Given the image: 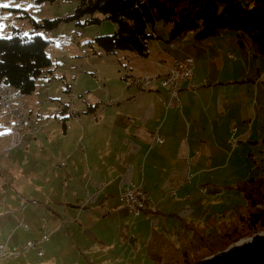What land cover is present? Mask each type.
Returning <instances> with one entry per match:
<instances>
[{"label": "crops", "instance_id": "0c3cea01", "mask_svg": "<svg viewBox=\"0 0 264 264\" xmlns=\"http://www.w3.org/2000/svg\"><path fill=\"white\" fill-rule=\"evenodd\" d=\"M164 26L157 25L160 38L150 42L147 56L134 52L135 69L119 75L124 81L83 85L80 103L71 105L70 96L63 97L48 115L41 105H52L44 98L30 102L27 126L39 131L29 135L24 149L5 156L11 163H0V242L39 239L40 220L46 217L53 234L43 257L60 261L55 256L60 245L92 230L88 248L100 256L97 262L83 256V262L110 264L124 258L138 264L148 261L146 248L155 229L172 235L188 222L204 221L237 202L228 197V182L264 173V54L248 35L234 30L205 40L188 33L170 48L171 25ZM168 55L190 56L195 63L198 87L183 88L180 108L168 107L170 94L161 80L148 89L132 83V76L144 73L168 75ZM63 102L68 105L60 110ZM234 125L239 143L232 149L228 138ZM156 129L163 143L152 144ZM59 162L65 164L56 166ZM51 167L60 172L57 177ZM130 181L149 196L139 217L121 206L120 193ZM65 221L73 233L64 228L54 237Z\"/></svg>", "mask_w": 264, "mask_h": 264}, {"label": "trees", "instance_id": "16d2710c", "mask_svg": "<svg viewBox=\"0 0 264 264\" xmlns=\"http://www.w3.org/2000/svg\"><path fill=\"white\" fill-rule=\"evenodd\" d=\"M96 13L117 25L113 35L96 36L90 42L108 54L131 50L147 56L150 42L160 38L156 28L160 22L171 25L169 43L190 32H195L197 40H205L234 30L248 35L264 54V0H78L75 13L67 19L80 23L86 17L83 24L100 23ZM59 21L46 20V26ZM49 42L40 35L24 36L18 29L11 37L0 38V81L23 95L32 94L52 64ZM231 187L245 202L228 210L230 221L212 213L204 221L186 223L172 235L155 229L146 248L147 264H264V175ZM221 216L226 219L228 214ZM241 239L250 240L229 248Z\"/></svg>", "mask_w": 264, "mask_h": 264}, {"label": "rangeland", "instance_id": "374dc122", "mask_svg": "<svg viewBox=\"0 0 264 264\" xmlns=\"http://www.w3.org/2000/svg\"><path fill=\"white\" fill-rule=\"evenodd\" d=\"M4 5H7V7H5ZM77 5L78 0H0V38L11 37L13 35V31L15 29H18L24 36L32 37L40 35L45 40L50 41L47 46V53L52 61L50 70L45 73V77H40L38 79L37 88L32 94L23 95V101L26 105L28 113V108H30L31 104L30 102L35 100L41 102V98H44L47 104L52 105L49 108L47 106H44L43 104L41 105L42 108L45 109V114L47 115L52 111V109L57 107L56 105L59 103L58 100H64L63 97L68 98L70 96L68 99L70 100L71 105L73 101L75 103H80L81 97L78 93L83 85L95 86L98 81H101L100 83L102 84L106 82L114 83L117 78L123 80V78L125 77H119L120 74H125L127 71H130L131 68L135 69L133 66H131L133 62L132 55L134 54V51L119 50L115 54H108L98 45H90V42L96 36L113 35L117 31V25L111 19L105 18L101 13H96L95 15L101 19L100 23L83 24L85 23L86 17L82 18L80 20V23L77 20H68L67 18L75 13ZM46 20L60 21L56 26H52L49 28L48 26H46ZM164 25V22H160L161 27H165ZM190 34L195 35V32H190ZM66 73L69 74L65 76ZM41 81H44L45 84L43 90L40 87ZM49 81L52 84L50 92L41 95L42 92H46L47 83ZM69 86L73 87V92H71L70 94L67 92ZM63 104L65 105V102H63ZM62 108L63 106H60V110H62ZM55 114L59 116V113L56 112V109ZM52 119L54 120V118ZM6 120L7 122L9 121V113L1 111L0 105V141H3L6 138V142L4 145L3 142L5 140L0 143V163L7 161L8 164L11 163L12 158H5V156L8 155L6 154L7 148H11V146L15 144L14 141H10L9 139L8 135L11 131V128L7 124ZM27 121L28 115L24 124V128L22 129L21 133L18 134L21 142L18 145L23 144V147H18L17 149H15V147L14 150L24 149L28 141L27 139L30 138L29 135H32L39 131V127L29 128L27 126ZM10 157H14V153H12ZM16 164H12V166L15 168L13 169V171H17L16 173H18V170H20V168L19 164ZM56 166H59V164ZM51 168L53 169L54 175L57 177L60 172L58 170H55L56 168ZM7 169L9 168L7 167ZM263 175L264 173H262L260 176ZM6 181L11 183L12 180L7 178ZM235 184L228 182V185L231 186H234ZM236 194L237 193L234 192L231 187H228V197L233 201H237L233 205L243 204L245 202V199L240 193L239 200L233 199ZM148 201L149 197L147 199V204ZM233 205L229 204L223 211L218 212L217 214L215 213L217 218L219 220L224 219L226 221H230V212L228 210L232 209ZM144 209H146V205L142 209V213H144ZM225 212L226 214H228V217L226 219L221 216ZM40 223H42V217ZM64 224L65 225L63 226V228L60 229V227H58L57 229H54V237H56L57 235H61L64 228H66L69 233H73L69 230L67 221H65ZM75 226L77 227V225ZM89 233L93 234V231H87V233H83L82 235H78L75 233L74 236H76V239H74V242H67L65 245H60L58 247V249L60 250L55 253V256L59 257V260L61 262L52 261L48 256L43 258L39 257L41 259H37L35 258L36 256L33 255L35 252H33V254H31L27 260H20V262H25V264H86V262H83V256H88L89 260L97 262L100 253L95 252V249L88 248L91 246V243L89 242L91 241ZM17 237H19V235H17ZM39 237L40 233L37 235V238ZM66 240L67 239H65L64 241ZM243 240L246 239H241L240 241ZM240 241H238L237 243H239ZM14 243L11 242L10 244ZM232 246H230L229 248H232ZM123 250L126 254H129V250L128 253L125 249ZM89 253L90 255H88ZM136 262H139L138 264H145V262L146 264L149 263V261L144 262V260L141 261V259ZM5 263V261H0V264ZM132 263H134V261L128 262L127 259L121 258L120 260L114 261L113 263L111 262L110 264Z\"/></svg>", "mask_w": 264, "mask_h": 264}, {"label": "built area", "instance_id": "2783aa9c", "mask_svg": "<svg viewBox=\"0 0 264 264\" xmlns=\"http://www.w3.org/2000/svg\"><path fill=\"white\" fill-rule=\"evenodd\" d=\"M176 47L175 42L169 43ZM229 57L235 58L234 53H229ZM159 67H161L160 63H157ZM174 73L171 75H178V85H183L184 83H188L190 88H195L196 86H191V79H193L192 75V64L187 60H180V62H173ZM130 76V75H129ZM169 76L163 75L161 71L156 73V75L149 74H141L137 76H132V83H136L143 89H148L149 80H161V87L167 90L170 94V100L168 103V107H178L182 106L181 103V94L178 92L177 86L169 85ZM23 94L19 89L12 87L9 83L6 85H0V105L1 111H5L9 113V121L8 125L11 128L9 133L10 141H14L15 145H12L11 148H7V153L18 148V134L21 133L24 128V124L26 120H22L23 111ZM237 127L234 125L231 129V135L228 139V143L232 149H234L239 142V136L237 134ZM153 143L164 142V137L159 132V129H156L153 133ZM59 166H63L65 162H59ZM202 191L204 193L208 192L207 187H203ZM172 194H175L174 192ZM120 201L121 206L127 207L130 213L134 217H138L139 215V204H147V192H142L140 190V185L130 181L124 189H122L120 193ZM25 229H29V226L24 223ZM41 236L39 239H29L22 244H14L10 245L7 242H0V261L8 262L14 261L16 259H23L25 256L31 255L33 252L36 253L38 257H42L45 254V245L51 241L52 237V229L49 227V224L46 222V218H43L42 223L40 225Z\"/></svg>", "mask_w": 264, "mask_h": 264}, {"label": "bare ground", "instance_id": "6f19581e", "mask_svg": "<svg viewBox=\"0 0 264 264\" xmlns=\"http://www.w3.org/2000/svg\"><path fill=\"white\" fill-rule=\"evenodd\" d=\"M170 48H174L173 45L170 44ZM236 58V56H235ZM233 58V59H235ZM180 60H187L189 61L191 64H192V75H193V79H191V86H194V71H195V63H194V60L192 57L190 56H185L183 58H175L173 57L172 55H168V61H169V72H168V75L169 76V85L170 86H177L178 85V75H171L172 73H174V66H173V62H180ZM161 64H163L162 62H160ZM155 75V74H153ZM155 80H149V86L148 88H151L153 86V83H154ZM190 84V82H188ZM188 83H184L183 85H178V92H182L183 88L184 87H187L188 89L190 90H196V88L198 86H196L195 88H190ZM0 85H6V82L4 81H0ZM23 113H22V120H26L27 119V109H26V105L25 103H23ZM229 139V138H228ZM21 143L20 140H18V144ZM239 143V142H238ZM18 147L22 148L23 147V144L22 145H18ZM140 190L142 192H145L141 187H140ZM148 194H147V199H148ZM146 204H139V215H142V209L144 208ZM145 210V209H144ZM27 256H25L26 258Z\"/></svg>", "mask_w": 264, "mask_h": 264}, {"label": "water", "instance_id": "95a60500", "mask_svg": "<svg viewBox=\"0 0 264 264\" xmlns=\"http://www.w3.org/2000/svg\"><path fill=\"white\" fill-rule=\"evenodd\" d=\"M6 83H8L7 81H6ZM252 239V238H251ZM250 239H246V240H243V241H240L239 243H237L235 246H232V248L233 247H237V246H240V245H242V244H244V243H246V242H248Z\"/></svg>", "mask_w": 264, "mask_h": 264}, {"label": "snow or ice", "instance_id": "6c2138e0", "mask_svg": "<svg viewBox=\"0 0 264 264\" xmlns=\"http://www.w3.org/2000/svg\"><path fill=\"white\" fill-rule=\"evenodd\" d=\"M5 7H7V5H4Z\"/></svg>", "mask_w": 264, "mask_h": 264}]
</instances>
